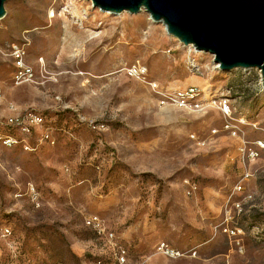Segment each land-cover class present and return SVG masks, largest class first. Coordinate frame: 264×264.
<instances>
[{
  "label": "rangeland",
  "instance_id": "rangeland-1",
  "mask_svg": "<svg viewBox=\"0 0 264 264\" xmlns=\"http://www.w3.org/2000/svg\"><path fill=\"white\" fill-rule=\"evenodd\" d=\"M4 9L0 117L44 114L54 143L32 136V151L0 150V264H111V243L85 224L91 214L131 264H264L258 68L218 69L145 11L113 14L90 0ZM17 62L33 81L15 84ZM134 62L160 87L197 86L207 102L160 105L126 73Z\"/></svg>",
  "mask_w": 264,
  "mask_h": 264
},
{
  "label": "water",
  "instance_id": "water-1",
  "mask_svg": "<svg viewBox=\"0 0 264 264\" xmlns=\"http://www.w3.org/2000/svg\"><path fill=\"white\" fill-rule=\"evenodd\" d=\"M5 0H0V18ZM118 14L144 8L184 46L213 56L222 71L258 68L264 88V0H91Z\"/></svg>",
  "mask_w": 264,
  "mask_h": 264
},
{
  "label": "built area",
  "instance_id": "built-area-1",
  "mask_svg": "<svg viewBox=\"0 0 264 264\" xmlns=\"http://www.w3.org/2000/svg\"><path fill=\"white\" fill-rule=\"evenodd\" d=\"M188 47L191 50L196 51L192 46ZM15 56H19L18 51L16 52ZM15 67L16 71L13 75L15 84L33 81L34 71L31 65L17 62L15 64ZM125 71L129 76L138 78L151 86L152 90L158 97L160 105L165 106L172 104L183 109H198L202 107L208 100L205 92L197 86L190 85L170 88L160 87L156 82H153L146 78L147 69L139 62L130 64L125 68ZM2 97L3 87L0 84V105L2 104ZM8 106L11 110L14 108L12 104H8ZM219 108L226 115L229 114L230 110L227 104V100L222 99ZM46 123L47 121L44 114L29 109L20 110L17 112L15 111L12 114L0 117V150L3 148H10L18 145L25 150L32 151L36 149L35 146H32L28 142V140L32 136H36V145H39V143L43 141L53 144L54 138L51 135L50 127ZM226 128H232V131H234L233 127H231L230 125H226ZM37 129H40L38 134L36 132ZM15 131L17 132V134L14 133ZM188 186L190 188L191 184L188 183ZM34 192V189L31 188V193L34 194ZM85 224L98 235L104 236L111 243L112 250H114L113 260L111 264H131L128 262L125 256V250L121 246L117 245L114 241V233L105 229L103 221L98 215L91 214L87 216L85 218ZM170 251L171 254L174 253L173 250Z\"/></svg>",
  "mask_w": 264,
  "mask_h": 264
},
{
  "label": "bare ground",
  "instance_id": "bare-ground-1",
  "mask_svg": "<svg viewBox=\"0 0 264 264\" xmlns=\"http://www.w3.org/2000/svg\"><path fill=\"white\" fill-rule=\"evenodd\" d=\"M84 1H87V0H84ZM91 1V0H90ZM141 11H145L147 13V15H149V13L144 9V8H141ZM150 16V15H149ZM149 19L154 22V23H161V25L163 26L164 30L166 31V27H165V24L162 22V21H155L153 20L151 17H149ZM167 32V31H166Z\"/></svg>",
  "mask_w": 264,
  "mask_h": 264
}]
</instances>
